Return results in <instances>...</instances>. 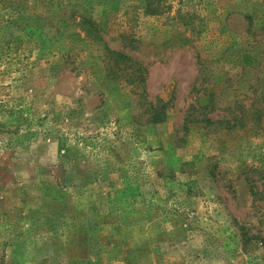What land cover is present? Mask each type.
Instances as JSON below:
<instances>
[{
	"label": "rangeland",
	"instance_id": "374dc122",
	"mask_svg": "<svg viewBox=\"0 0 264 264\" xmlns=\"http://www.w3.org/2000/svg\"><path fill=\"white\" fill-rule=\"evenodd\" d=\"M0 264H264V0H0Z\"/></svg>",
	"mask_w": 264,
	"mask_h": 264
},
{
	"label": "trees",
	"instance_id": "16d2710c",
	"mask_svg": "<svg viewBox=\"0 0 264 264\" xmlns=\"http://www.w3.org/2000/svg\"><path fill=\"white\" fill-rule=\"evenodd\" d=\"M91 28L95 33H98V37L101 38V33L106 30V21L100 20L96 25H91ZM106 49V71L110 77H115L117 79L124 80L127 84L132 85L135 88H143L147 79L148 70L140 63L134 61L132 57L122 51L112 49L110 47H105ZM240 63L246 66H253L259 62L258 55L251 52L250 50L242 56L239 60ZM151 107H157L154 104H150ZM165 104H162L151 116L152 122H161L165 119L164 114ZM244 235L247 236L246 233ZM249 237V236H248Z\"/></svg>",
	"mask_w": 264,
	"mask_h": 264
}]
</instances>
